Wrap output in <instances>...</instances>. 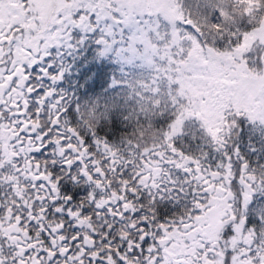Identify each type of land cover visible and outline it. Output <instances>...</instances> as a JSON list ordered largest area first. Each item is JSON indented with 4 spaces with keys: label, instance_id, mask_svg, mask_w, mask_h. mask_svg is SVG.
Listing matches in <instances>:
<instances>
[{
    "label": "snow or ice",
    "instance_id": "snow-or-ice-1",
    "mask_svg": "<svg viewBox=\"0 0 264 264\" xmlns=\"http://www.w3.org/2000/svg\"><path fill=\"white\" fill-rule=\"evenodd\" d=\"M0 264H264V0H0Z\"/></svg>",
    "mask_w": 264,
    "mask_h": 264
}]
</instances>
